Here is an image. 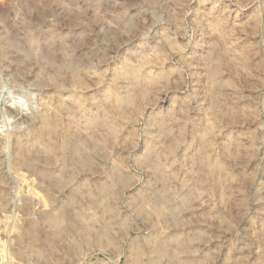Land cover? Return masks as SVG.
Returning <instances> with one entry per match:
<instances>
[{"label": "rangeland", "instance_id": "obj_1", "mask_svg": "<svg viewBox=\"0 0 264 264\" xmlns=\"http://www.w3.org/2000/svg\"><path fill=\"white\" fill-rule=\"evenodd\" d=\"M0 49V264H264V0H0Z\"/></svg>", "mask_w": 264, "mask_h": 264}, {"label": "bare ground", "instance_id": "obj_2", "mask_svg": "<svg viewBox=\"0 0 264 264\" xmlns=\"http://www.w3.org/2000/svg\"><path fill=\"white\" fill-rule=\"evenodd\" d=\"M12 42V45H17V42L16 41H11ZM25 42L28 44V45H33L34 44V39L31 37V36H26L25 37ZM35 46V45H34ZM30 48H32V47H30ZM34 48V47H33ZM2 49H0V55L2 54ZM48 52V51H47ZM50 52V51H49ZM48 54V53H47ZM50 61V60H49ZM69 66V65H68ZM73 67H75L74 65H73ZM72 67V68H73ZM53 68V67H52ZM70 68V67H69ZM130 98L129 97H127L126 98V100H129ZM93 121H94V119L91 117L90 119H89V124H92L93 123ZM74 122H76L75 120H74ZM89 128V127H88ZM91 131V130H90ZM93 132V131H92ZM88 133H90L89 131H88ZM63 135H64V138H68V136H67V134L66 133H64V131H63ZM72 143V150H73V152L75 153V154H79L80 152H81V150H83V149H85L86 147H89V142H87L86 140H84V139H82V138H80V137H78L76 140H74V141H72L71 142ZM62 146L64 147V146H66V144H65V142L62 144ZM44 152L47 154V155H49V154H51V152H52V147L50 146V145H45V147H44ZM41 177H43V173H41ZM49 179H51L52 177H48ZM50 222L51 223H56L55 222V220H52V219H50Z\"/></svg>", "mask_w": 264, "mask_h": 264}, {"label": "built area", "instance_id": "obj_3", "mask_svg": "<svg viewBox=\"0 0 264 264\" xmlns=\"http://www.w3.org/2000/svg\"><path fill=\"white\" fill-rule=\"evenodd\" d=\"M89 264H92V263L90 262ZM96 264H109V263L105 260H99Z\"/></svg>", "mask_w": 264, "mask_h": 264}]
</instances>
